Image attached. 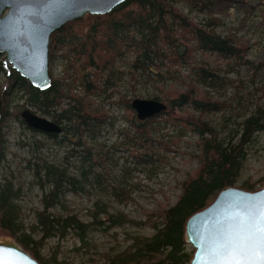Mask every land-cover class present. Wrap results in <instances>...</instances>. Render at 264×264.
<instances>
[{"label":"trees","instance_id":"1","mask_svg":"<svg viewBox=\"0 0 264 264\" xmlns=\"http://www.w3.org/2000/svg\"><path fill=\"white\" fill-rule=\"evenodd\" d=\"M180 2L195 8L213 7L204 0H128L108 15H87L67 24L50 38L49 67L57 60L62 69L58 77L50 69L51 87L44 92L34 89L0 56V234L15 240L39 264H59V244L68 236L78 246L77 252L89 247L95 230L109 232L126 225L149 228L153 233L126 235L127 247L104 254L103 264H189L192 251L184 240L188 218L208 207L225 188L249 193L264 188V177L243 179L248 148L256 136L264 134V89L242 91L246 96H237L233 109L209 92H225L231 84L220 77L224 71L221 65L227 75L245 67L254 76L262 65L253 67L245 59L248 47L243 40L222 38L215 33L214 23L198 26L190 22L176 8ZM254 84L256 78L251 77L250 85ZM142 91L151 92L147 98L165 104L167 111L139 121L131 102L141 97ZM259 92L263 93L256 98ZM250 105L253 110L248 112ZM110 106L123 110L124 117H113ZM26 110L50 120L61 133L43 134L27 128L21 118ZM216 114L221 115L218 125L206 121ZM118 120H125L131 131L118 130L119 139L108 148L101 140ZM11 122L65 149L66 165L49 164L37 155L26 162L42 194V210L35 213L29 226L19 206L22 189L11 175L3 173L7 163L5 131ZM162 123L176 124L198 137V167L180 184L173 206L145 213L143 222L110 213L99 200L87 210L88 221L63 208L66 194L89 195L88 190L128 204L137 185L115 178L109 161L124 151L131 158L133 173L155 164L160 159V145L170 151L166 142L151 137ZM42 144L36 149L44 148ZM70 167L76 175L69 172ZM122 171L128 170L124 167ZM55 207L63 208L64 215L54 214ZM50 240L56 244L49 261L43 250Z\"/></svg>","mask_w":264,"mask_h":264},{"label":"rangeland","instance_id":"2","mask_svg":"<svg viewBox=\"0 0 264 264\" xmlns=\"http://www.w3.org/2000/svg\"><path fill=\"white\" fill-rule=\"evenodd\" d=\"M204 1L212 3L213 7H204V9L201 7L195 8L194 6L180 2L176 5V8L190 22L198 26L214 23L215 33L222 38L233 37L235 40H243L248 47L245 59L253 67L262 65V68L255 73V76L245 67H239L236 69L237 73L227 75L223 73L225 72V65H221L224 71L220 74V77L231 84L225 87V92L222 89L219 91L211 90L209 92L212 97L219 99L220 102L233 109L236 106L237 96L240 97L243 92L247 94L253 93L254 89H261V91L264 89V0ZM200 8L202 10H199ZM50 69L53 76L58 77L61 74L62 64L56 60L51 63ZM251 77L253 79L256 78L257 84H254V86L250 85ZM144 92L142 91L141 97H137L136 99L151 100L147 98V95L151 94V92ZM262 93L259 92L256 98L261 97ZM242 96L245 97L246 95L243 94ZM118 99V97L115 98L116 101ZM262 102L264 104V99ZM108 108L116 119H120L125 115V112L118 109L117 106H110ZM252 110V105L248 106L247 111L251 112ZM220 118L221 115L216 114L207 117L206 121L216 126L220 123ZM125 126H127L125 120H118L114 130H107L101 143L110 148L118 138V130L131 131ZM5 135L7 163L3 169V173L7 177L11 175L15 185L22 189L19 206L22 209L24 223L26 226H29L34 223L35 213L42 210V194L33 181L32 171L26 168V162L27 160L34 161V156L37 155L49 164L63 166L66 165L63 162L65 149L55 147L53 144L45 141L41 135H33L12 122L8 125ZM151 137L154 140H159V142H166L170 151L160 145L158 147L160 159L143 170V172L133 173L130 171L133 167L131 165V158L124 151L115 154L116 156H113V159L109 161V169L115 178L125 180L132 185H137V189L131 195L128 204H119L98 190H88L89 195L81 193L78 195L66 194L61 201L63 208L71 210L81 220L88 221L87 210L92 208V204L96 200H99L108 206L110 213L119 212L132 221L143 222L145 213L155 212L160 206H173L180 194V184L190 174H193L198 167L196 159L198 152L195 146L198 137L196 134L181 129L176 124L172 126L171 124L165 125L163 123L156 126V131L151 132ZM39 143H43L44 148L36 149ZM124 167L125 170H128L127 173L122 171ZM69 169L72 175H76L72 167ZM263 177L264 134L256 136L248 148V156L243 172V179L250 181H258ZM63 208L55 207L52 209V212L56 215H64L65 211ZM152 233L153 231L149 228H138L133 225H126L109 232H103L98 229L91 234L89 247L77 252L74 249L78 246L68 236L59 244L58 262L59 264H103L104 254L110 250L117 252L127 247L126 235L150 236ZM0 238L8 237L0 234ZM55 244L54 240H50L43 250V255L49 258V261L54 252ZM187 250L192 251L190 246H187Z\"/></svg>","mask_w":264,"mask_h":264},{"label":"water","instance_id":"3","mask_svg":"<svg viewBox=\"0 0 264 264\" xmlns=\"http://www.w3.org/2000/svg\"><path fill=\"white\" fill-rule=\"evenodd\" d=\"M128 0H0V56L34 89L51 87L49 43L51 36L67 24L85 16H105ZM131 108L143 122L167 111L165 104L134 99ZM21 118L27 128L43 134H60L50 120L26 110ZM264 188L255 193L225 188L205 209L185 223L184 240L191 247L189 264H210L216 248L217 229L229 216L247 218L261 207ZM0 264H39L15 240L0 238Z\"/></svg>","mask_w":264,"mask_h":264},{"label":"snow or ice","instance_id":"4","mask_svg":"<svg viewBox=\"0 0 264 264\" xmlns=\"http://www.w3.org/2000/svg\"><path fill=\"white\" fill-rule=\"evenodd\" d=\"M257 213L229 216L217 229L210 264H264V196Z\"/></svg>","mask_w":264,"mask_h":264}]
</instances>
